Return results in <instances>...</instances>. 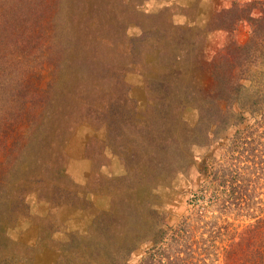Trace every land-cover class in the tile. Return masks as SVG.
Masks as SVG:
<instances>
[{
    "label": "rangeland",
    "instance_id": "obj_1",
    "mask_svg": "<svg viewBox=\"0 0 264 264\" xmlns=\"http://www.w3.org/2000/svg\"><path fill=\"white\" fill-rule=\"evenodd\" d=\"M50 1L0 0L27 13L0 16V264H109L123 245L109 216L150 195L133 190L151 153L214 85L231 39L219 14L252 0ZM205 151H190L195 175Z\"/></svg>",
    "mask_w": 264,
    "mask_h": 264
},
{
    "label": "trees",
    "instance_id": "obj_2",
    "mask_svg": "<svg viewBox=\"0 0 264 264\" xmlns=\"http://www.w3.org/2000/svg\"><path fill=\"white\" fill-rule=\"evenodd\" d=\"M3 10L7 21L21 15ZM218 19L231 39L213 60L214 85L196 105L201 117L194 125L185 120L177 136L187 160L176 159L172 134L167 150L151 153L149 184L133 190L150 195L121 198L118 219L108 218L123 241L109 264H264V0L234 4ZM244 22L250 33L241 44L236 30ZM195 146L206 148L198 175Z\"/></svg>",
    "mask_w": 264,
    "mask_h": 264
},
{
    "label": "crops",
    "instance_id": "obj_3",
    "mask_svg": "<svg viewBox=\"0 0 264 264\" xmlns=\"http://www.w3.org/2000/svg\"><path fill=\"white\" fill-rule=\"evenodd\" d=\"M253 1H254V0H252L251 2H248V3L244 4V5H240V4H239V5H240V6H247V5L251 4ZM233 6H234V5H233ZM233 6H232V7H233ZM232 7H231V8H232ZM229 9H230V8H229ZM255 14H257V13H255Z\"/></svg>",
    "mask_w": 264,
    "mask_h": 264
}]
</instances>
